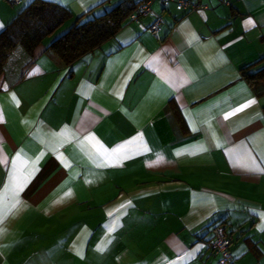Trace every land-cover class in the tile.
<instances>
[{"label":"crops","instance_id":"obj_1","mask_svg":"<svg viewBox=\"0 0 264 264\" xmlns=\"http://www.w3.org/2000/svg\"><path fill=\"white\" fill-rule=\"evenodd\" d=\"M30 1L0 0V30ZM47 1L71 17L0 75V264H219L216 224L264 262V89L241 74L264 0L155 2L69 65L55 37L137 0Z\"/></svg>","mask_w":264,"mask_h":264},{"label":"trees","instance_id":"obj_2","mask_svg":"<svg viewBox=\"0 0 264 264\" xmlns=\"http://www.w3.org/2000/svg\"><path fill=\"white\" fill-rule=\"evenodd\" d=\"M137 2H122L101 14L77 18L65 32L52 40L49 49L66 65L71 64L114 36ZM70 17L64 6L47 0H31L0 30V75L6 58L14 48L21 46L31 52ZM262 62L264 57L241 69L244 80L258 94L264 89V63L257 69L252 68Z\"/></svg>","mask_w":264,"mask_h":264},{"label":"built area","instance_id":"obj_3","mask_svg":"<svg viewBox=\"0 0 264 264\" xmlns=\"http://www.w3.org/2000/svg\"><path fill=\"white\" fill-rule=\"evenodd\" d=\"M10 3L14 5H19L21 0H9ZM155 2L164 6L169 2L175 3V5L187 11H193L196 9H205L206 6L194 3L191 0H138L133 12L129 15V20L138 21L141 17H144L151 13V6ZM228 3V1H224ZM162 22V17L157 16L152 24L148 27V31L151 34H156L158 31V26ZM209 247L212 249V252L218 255L219 264H234L233 258L230 253L231 238L224 231L223 227L220 224H216L211 228V240L208 243ZM264 264V262L260 263Z\"/></svg>","mask_w":264,"mask_h":264},{"label":"snow or ice","instance_id":"obj_4","mask_svg":"<svg viewBox=\"0 0 264 264\" xmlns=\"http://www.w3.org/2000/svg\"><path fill=\"white\" fill-rule=\"evenodd\" d=\"M246 23L247 24H251L252 23V21L251 20H249V21H246ZM254 101H249V103H253ZM245 106H247V105H245Z\"/></svg>","mask_w":264,"mask_h":264},{"label":"rangeland","instance_id":"obj_5","mask_svg":"<svg viewBox=\"0 0 264 264\" xmlns=\"http://www.w3.org/2000/svg\"><path fill=\"white\" fill-rule=\"evenodd\" d=\"M61 31V30H60Z\"/></svg>","mask_w":264,"mask_h":264}]
</instances>
